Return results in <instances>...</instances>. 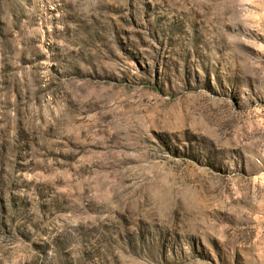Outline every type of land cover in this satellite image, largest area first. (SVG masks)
Segmentation results:
<instances>
[{"label":"rangeland","instance_id":"1","mask_svg":"<svg viewBox=\"0 0 264 264\" xmlns=\"http://www.w3.org/2000/svg\"><path fill=\"white\" fill-rule=\"evenodd\" d=\"M0 264H264V0H0Z\"/></svg>","mask_w":264,"mask_h":264}]
</instances>
